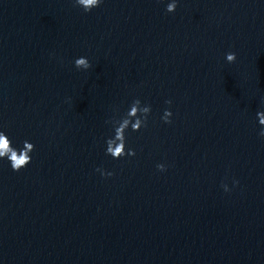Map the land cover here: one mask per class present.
I'll use <instances>...</instances> for the list:
<instances>
[{
  "label": "water",
  "instance_id": "water-1",
  "mask_svg": "<svg viewBox=\"0 0 264 264\" xmlns=\"http://www.w3.org/2000/svg\"><path fill=\"white\" fill-rule=\"evenodd\" d=\"M170 2L0 0V264H264V0Z\"/></svg>",
  "mask_w": 264,
  "mask_h": 264
},
{
  "label": "clouds",
  "instance_id": "clouds-1",
  "mask_svg": "<svg viewBox=\"0 0 264 264\" xmlns=\"http://www.w3.org/2000/svg\"><path fill=\"white\" fill-rule=\"evenodd\" d=\"M102 0H76V3L83 7L87 11H91L92 8L99 6ZM176 0H171L167 4L166 11L174 12L176 9ZM226 59L229 62H234L236 60V54L234 52H229L226 54ZM75 66L77 68L88 69L91 67L89 60L86 57H79L75 60ZM166 103L171 104V100L166 101ZM151 111L150 105H141L139 99H135L127 113L119 119H111L108 123L113 125L114 135L106 140V154H110L114 159H118L125 155H135L134 149L126 150V130L131 127L133 131H138L142 126H146L148 114ZM172 113L170 109H165L162 119L171 123L170 117ZM259 124L264 125V111H259L257 113ZM259 135L264 137V127L260 129ZM34 150V144L25 140L23 142V147L17 149L13 146L11 139L4 132L0 131V159L7 158L10 161V166L14 171H19L20 169L26 167L31 162L30 153ZM157 168L161 171L165 170L164 164H157ZM101 171L102 175L105 174L102 169H97ZM107 175H112V173H106ZM238 183V181H235ZM225 191L228 190L227 185H224Z\"/></svg>",
  "mask_w": 264,
  "mask_h": 264
}]
</instances>
